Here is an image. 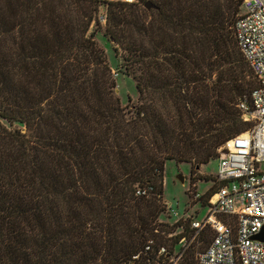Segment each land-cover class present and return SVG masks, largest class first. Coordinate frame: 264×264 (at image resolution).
<instances>
[{
    "label": "trees",
    "instance_id": "16d2710c",
    "mask_svg": "<svg viewBox=\"0 0 264 264\" xmlns=\"http://www.w3.org/2000/svg\"><path fill=\"white\" fill-rule=\"evenodd\" d=\"M101 3L105 24L99 0H0V264H138L149 239L168 260L187 226L167 237L181 222L158 220L165 161L191 163L194 183L250 125L242 0ZM102 28L137 103L120 102Z\"/></svg>",
    "mask_w": 264,
    "mask_h": 264
},
{
    "label": "built area",
    "instance_id": "2783aa9c",
    "mask_svg": "<svg viewBox=\"0 0 264 264\" xmlns=\"http://www.w3.org/2000/svg\"><path fill=\"white\" fill-rule=\"evenodd\" d=\"M102 6L105 9L99 20L105 23L107 5ZM242 9L235 21L236 39L258 84L249 100L243 98L238 103L249 127L218 148L216 185L205 203L206 212L189 221L191 240L210 233L206 246L196 254L199 264H264V238H257L264 229V0H242ZM150 190L138 187L135 193L146 195ZM198 197L195 194L194 198ZM153 245L149 239L144 253L156 254L138 264H176L181 256L166 260V247ZM133 259H139V254Z\"/></svg>",
    "mask_w": 264,
    "mask_h": 264
},
{
    "label": "rangeland",
    "instance_id": "374dc122",
    "mask_svg": "<svg viewBox=\"0 0 264 264\" xmlns=\"http://www.w3.org/2000/svg\"><path fill=\"white\" fill-rule=\"evenodd\" d=\"M103 1L99 0L98 7V19L99 15L103 13ZM126 1V0H120ZM136 0L128 1L134 2ZM101 3V5H100ZM100 21V20H99ZM101 23V22H100ZM105 24V23H102ZM95 39L98 45L104 50L107 62L111 68V72L116 80V90L117 95L120 98L122 105L137 103V90L135 82L131 76L123 74L120 65L122 58L119 54L115 52L114 43L104 35L103 28L97 31L95 34ZM218 159L214 158L209 160L206 164H201L199 168L193 167L195 171V176H200L202 179H196L194 183H191L190 171L191 163L189 162H176L173 159H167L164 165L163 172V188L162 196L166 203L165 211L158 217L159 221L164 223L173 224L177 221L181 222V226H178L167 235L171 237L176 233L184 231V226H187V230L183 233L185 234L186 240H179L175 245L171 257L176 259L179 255H184V253H192L196 259V254L199 250L203 249L207 242H204L203 235L191 240L193 231L189 227V221L192 218H201L206 212V207L204 198L205 195L211 193V190L215 187L216 182L214 179L217 170ZM195 194H199L200 197L195 199ZM205 237L210 238V233L205 232ZM167 249V246L164 245ZM168 263V262H167ZM163 263V264H167Z\"/></svg>",
    "mask_w": 264,
    "mask_h": 264
},
{
    "label": "water",
    "instance_id": "95a60500",
    "mask_svg": "<svg viewBox=\"0 0 264 264\" xmlns=\"http://www.w3.org/2000/svg\"><path fill=\"white\" fill-rule=\"evenodd\" d=\"M144 7L147 9H150V8H153L154 5L151 1H146L144 4ZM257 238H264V229H263V232H261L260 234L257 235Z\"/></svg>",
    "mask_w": 264,
    "mask_h": 264
}]
</instances>
